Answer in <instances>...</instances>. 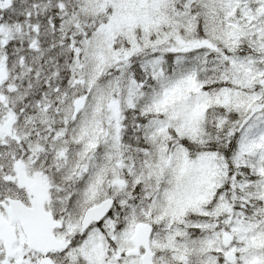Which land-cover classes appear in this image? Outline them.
I'll list each match as a JSON object with an SVG mask.
<instances>
[{"label":"snow or ice","instance_id":"1","mask_svg":"<svg viewBox=\"0 0 264 264\" xmlns=\"http://www.w3.org/2000/svg\"><path fill=\"white\" fill-rule=\"evenodd\" d=\"M0 264H264V0H0Z\"/></svg>","mask_w":264,"mask_h":264}]
</instances>
